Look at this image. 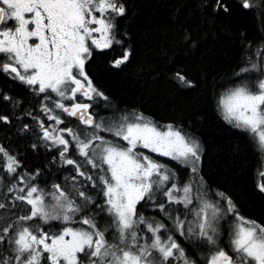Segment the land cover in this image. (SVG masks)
I'll return each mask as SVG.
<instances>
[{"label":"snow or ice","instance_id":"snow-or-ice-1","mask_svg":"<svg viewBox=\"0 0 264 264\" xmlns=\"http://www.w3.org/2000/svg\"><path fill=\"white\" fill-rule=\"evenodd\" d=\"M237 13L264 20V0H0V264H264V214L214 171L206 112L156 117L108 86L154 43L166 79L197 91L209 73L186 57L225 35L207 103L233 153L264 158V31ZM252 190L264 202V161Z\"/></svg>","mask_w":264,"mask_h":264},{"label":"trees","instance_id":"trees-1","mask_svg":"<svg viewBox=\"0 0 264 264\" xmlns=\"http://www.w3.org/2000/svg\"><path fill=\"white\" fill-rule=\"evenodd\" d=\"M149 2L155 4L157 0H149ZM160 2L176 3L177 0H160ZM157 11L159 20L166 19L164 9L161 8ZM227 22L233 28H245L251 35L260 33L259 23L254 14L237 13ZM160 35L162 34H149L150 39H159ZM139 47L140 52L137 60L133 62V66L109 82L108 86L113 96L121 102V107L125 106V103L128 106L142 105L146 113L154 114L156 117L168 118L174 114V109L176 112L181 109L188 112L205 111L206 120L201 131L211 150V163L214 171L219 179L226 178L229 185L233 186L236 194L240 196L242 210L247 215L259 218L264 214V202L253 194L252 185L262 158L261 154L250 145L244 146L239 153H233L229 148L231 138L220 127V123L217 122L207 103L212 76H216L219 80L234 57L235 48L231 41L222 34L217 37L209 36L199 51L187 55L186 59L194 77L199 76L201 70L209 73L208 82L193 92L177 91L174 84L166 79L164 58L155 50L154 43L150 45L151 50H145L143 45ZM206 49L212 50L213 59L210 60L207 55L201 59V52ZM169 54L171 55V52ZM178 55L185 56L183 52ZM154 71L160 72L159 77L155 80L153 79ZM21 146L24 145L21 144ZM27 154L33 163L38 160L43 161V155L41 158L34 156L31 152Z\"/></svg>","mask_w":264,"mask_h":264},{"label":"flooded vegetation","instance_id":"flooded-vegetation-1","mask_svg":"<svg viewBox=\"0 0 264 264\" xmlns=\"http://www.w3.org/2000/svg\"><path fill=\"white\" fill-rule=\"evenodd\" d=\"M254 15L256 16V18H257V22L259 23V26H258L259 31H260V32H261V31H264V20H261L259 14H254ZM260 23H261V25H260ZM4 135H5V133H4L3 131H0V138L4 137ZM21 144L23 145V142H22ZM23 147H24V146H21V145H20V148H21V151H22V152H23ZM37 157H41V158H42V155H41V156H37ZM39 159H40V158H39ZM262 161H264V158H261V159H260V164H261ZM39 162H42V161H41V160H38L36 163H33V162L31 161V159L29 158V154L26 155V159H25V161H24V163L27 164V165H35V164H37V163H39ZM260 164H259V166H260ZM259 166H258V167H259ZM241 211H242V214L247 215V214L242 210V208H241ZM247 216H249V217H251V218H256V217H253V216H250V215H247Z\"/></svg>","mask_w":264,"mask_h":264}]
</instances>
